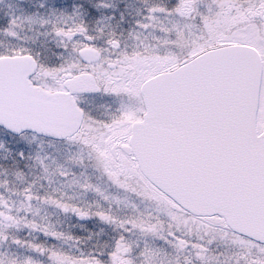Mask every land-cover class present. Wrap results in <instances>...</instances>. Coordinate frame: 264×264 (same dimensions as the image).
Instances as JSON below:
<instances>
[{"label": "snow or ice", "instance_id": "1", "mask_svg": "<svg viewBox=\"0 0 264 264\" xmlns=\"http://www.w3.org/2000/svg\"><path fill=\"white\" fill-rule=\"evenodd\" d=\"M7 8L0 149L23 187L0 165V264H264V0H143L127 29Z\"/></svg>", "mask_w": 264, "mask_h": 264}, {"label": "flooded vegetation", "instance_id": "2", "mask_svg": "<svg viewBox=\"0 0 264 264\" xmlns=\"http://www.w3.org/2000/svg\"><path fill=\"white\" fill-rule=\"evenodd\" d=\"M131 0H113L114 3L118 5V9L115 10H98L94 7V4L96 0H0V15H2L4 12L8 11L9 9L7 8L8 4H20L23 6V8H17V11H26V12H37L40 14H47L50 12L53 8L57 10H65V12L72 11L74 9V6L83 4L84 5V11H85V17H90L86 18L89 19L91 25L94 27L95 25V19L97 16L100 15L101 11H104L106 14H111L112 11H116V19H119V11L123 10L125 11V16L129 14V3ZM51 3H56L57 5H54L53 8L51 9ZM41 4H43V7H41ZM125 5L128 7L125 8ZM93 17V18H92ZM125 24V22H122ZM124 28V27H123ZM126 29V28H124ZM24 31L27 33L28 36H33L34 33L28 29L25 28ZM43 31V29H41ZM47 39L48 44L46 47V51L48 52L49 55H51L53 52H58L60 49H57L55 47V43L52 41L51 37L45 38L44 36H40L39 40L37 41V44H39V41ZM22 41H15L12 38L6 36L2 31H0V50H3L7 47L14 46L17 43H20ZM44 48V46H41ZM45 207V206H44ZM43 206L40 207L38 217L40 219H43L44 222H47L50 219L47 218H41L42 216L46 217V214L48 213L46 210H41L44 208ZM57 210V209H55ZM31 215V214H30ZM56 213H53V216H55ZM57 228H62L64 230H71L78 235L81 236H86L88 234L87 230L89 228H93L94 226L89 222V221H78L76 220H61V219H53L51 220ZM84 224L85 227L81 228L79 225ZM36 234L35 236L39 237V239H44V236L42 233H34ZM33 234V235H34ZM61 243V242H57Z\"/></svg>", "mask_w": 264, "mask_h": 264}, {"label": "rangeland", "instance_id": "3", "mask_svg": "<svg viewBox=\"0 0 264 264\" xmlns=\"http://www.w3.org/2000/svg\"><path fill=\"white\" fill-rule=\"evenodd\" d=\"M142 3H143V0H131L130 1V3H129V14L127 15L126 20L124 21L125 24H123V27L124 28H126V29L128 28V26H129L128 25V21H130V20H132V19L135 18L136 9L139 8V7H142ZM54 5H57V4L56 3L55 4L54 3H51V6H52L51 9L53 8ZM63 11H65L64 8H63ZM72 11H69V12H72ZM86 18H90V17H86ZM91 23L92 22H90V26H92ZM93 24L95 25L94 22H93ZM82 103L91 104L92 103L91 98L90 97H85L84 100L82 101ZM0 139H3V138L0 137ZM5 143H6V147H12L11 144H9L7 142H5ZM4 155H5L4 150L3 149H0V165H4V167L8 168L9 173H10V175L8 176V179L11 182L9 186L12 187V188H17V189L23 187V181L20 180L19 178L15 177L14 175H11V172L13 170L12 161H11L10 158L7 161L4 160ZM25 171L27 172L28 170L25 169ZM87 171H88V173L93 174V176L95 178V175L96 174H95L94 170L91 167H89L87 169ZM0 175H3L2 170H0ZM44 183H45V188H41L40 191H44L46 188L48 190H51L50 188H48L47 182L45 181ZM53 186H59L58 181ZM0 190H2V189H0ZM67 191H69V192L73 193L74 195H76L78 199L83 198V199L91 200V199L94 198V194L93 193H88L86 196L81 197L80 194L78 193V190H74L72 188H68ZM6 195H13V199H18L14 194L6 193ZM41 210H46L48 212L46 214V217L42 216L41 218H47V219H50V220H53L55 218L56 219H61V220H76V217H74V216L73 217L66 216L65 214H63L59 210H55V208H53L51 206H46L45 205V207L43 209H41ZM54 212L56 213L55 216H53V213ZM26 231L27 230H25V232ZM23 234L24 233L22 232L21 235H23ZM35 235L36 234H34V236ZM67 246H68L67 244H64V247H67Z\"/></svg>", "mask_w": 264, "mask_h": 264}]
</instances>
